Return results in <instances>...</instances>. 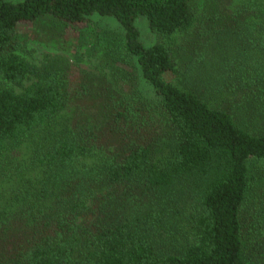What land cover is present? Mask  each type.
Here are the masks:
<instances>
[{"label":"trees","instance_id":"obj_1","mask_svg":"<svg viewBox=\"0 0 264 264\" xmlns=\"http://www.w3.org/2000/svg\"><path fill=\"white\" fill-rule=\"evenodd\" d=\"M193 1L0 0V264H264V50L222 35L264 1ZM94 14L125 30L111 79L23 56L21 23Z\"/></svg>","mask_w":264,"mask_h":264},{"label":"rangeland","instance_id":"obj_2","mask_svg":"<svg viewBox=\"0 0 264 264\" xmlns=\"http://www.w3.org/2000/svg\"><path fill=\"white\" fill-rule=\"evenodd\" d=\"M228 3V0L193 1L196 9H199L200 17L209 14L212 16L226 15L231 9ZM248 21L253 28H250L249 24L244 21L237 26L228 23V27H225V32L222 35L227 42L224 44L226 55L239 49L243 53V57H253V52L256 51V55H259L264 50V38H262L264 30L257 32V30L264 29V24H259L262 20L251 16ZM136 26L140 39L146 46H151L159 41V36L150 30L146 17L137 18ZM220 28L223 29V27ZM250 31L252 33H249ZM19 32L20 37H23L28 45L27 53H23V56L28 60L40 64L46 54L62 55L74 65L75 72L83 69L97 76L104 74L109 79L112 78L110 72L112 65L105 56L106 48L104 47L112 42L121 44L125 37V30L116 18L99 14L92 15L88 22L80 27L59 23L51 17L45 16L34 23H21ZM238 35H240V40L237 39ZM120 65L127 70L131 69L128 65ZM136 78L141 88L149 90V85L144 80ZM126 85L129 91L133 88L130 84ZM256 169L260 170V168ZM259 173L262 178V171Z\"/></svg>","mask_w":264,"mask_h":264}]
</instances>
